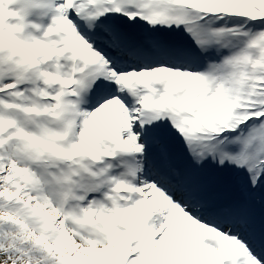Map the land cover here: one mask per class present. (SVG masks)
<instances>
[{"label": "snow or ice", "instance_id": "1", "mask_svg": "<svg viewBox=\"0 0 264 264\" xmlns=\"http://www.w3.org/2000/svg\"><path fill=\"white\" fill-rule=\"evenodd\" d=\"M0 264H264V0H0Z\"/></svg>", "mask_w": 264, "mask_h": 264}, {"label": "rangeland", "instance_id": "2", "mask_svg": "<svg viewBox=\"0 0 264 264\" xmlns=\"http://www.w3.org/2000/svg\"><path fill=\"white\" fill-rule=\"evenodd\" d=\"M220 194L223 196H226V197H239V196H241L240 192H238L237 190H235L234 188L229 186V182L227 180L222 181ZM253 207H254V211H255L257 217H259L261 207H260L258 200L254 204Z\"/></svg>", "mask_w": 264, "mask_h": 264}]
</instances>
